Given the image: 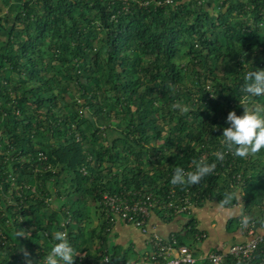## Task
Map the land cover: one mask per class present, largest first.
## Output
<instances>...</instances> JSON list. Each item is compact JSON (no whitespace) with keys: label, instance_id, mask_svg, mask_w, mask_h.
<instances>
[{"label":"trees","instance_id":"trees-1","mask_svg":"<svg viewBox=\"0 0 264 264\" xmlns=\"http://www.w3.org/2000/svg\"><path fill=\"white\" fill-rule=\"evenodd\" d=\"M155 1L0 0V264H23L22 248L44 264L58 231L74 264H132L110 245L105 193L151 195L171 218L163 205L227 192L225 208L241 201L264 222V150L214 156L230 111L264 108L243 92L264 69V0ZM201 160L212 174L171 184ZM238 175L242 198L230 188ZM198 234L192 219L171 237L192 249Z\"/></svg>","mask_w":264,"mask_h":264},{"label":"built area","instance_id":"built-area-1","mask_svg":"<svg viewBox=\"0 0 264 264\" xmlns=\"http://www.w3.org/2000/svg\"><path fill=\"white\" fill-rule=\"evenodd\" d=\"M172 3L173 0L155 1L158 6ZM243 184L242 177L238 175L234 177V182L230 185L234 194L241 198L244 196ZM158 204L159 201L151 195L131 192L122 195L105 193L100 201L102 211L111 224L114 225L117 221L124 222L138 228L143 234H150L149 218ZM240 204L243 206L241 201ZM194 205L196 204L192 202L191 197H181L178 204L170 202L162 208L172 210L174 215H190ZM242 216L248 217V214L241 211L239 216L238 229L244 237L243 242L211 253L206 258L198 259L192 249L178 246L173 237L163 238L150 234L149 244L152 249L147 259L154 264H264V222L260 224L248 217V226L242 227ZM205 237V234L199 233L197 239L203 240ZM97 264H111V262L108 257H105Z\"/></svg>","mask_w":264,"mask_h":264},{"label":"clouds","instance_id":"clouds-1","mask_svg":"<svg viewBox=\"0 0 264 264\" xmlns=\"http://www.w3.org/2000/svg\"><path fill=\"white\" fill-rule=\"evenodd\" d=\"M243 92L249 97H264V69L256 68L248 72L244 77ZM180 108L179 105H174ZM243 111L237 115L235 110L230 111L226 118L227 127L222 128V147L224 151H216L214 156L222 161L225 153L234 157L246 158L249 155L260 153L264 150V108L260 105L250 106L240 103ZM186 112V108L180 109ZM215 130V128H214ZM215 163H207L203 160L196 163L194 171H185L177 167L171 176L172 185H197L203 178L213 173ZM233 200L232 193H224V198L218 203L220 209H224ZM249 218L241 217L242 227H247ZM17 236H24L18 232ZM56 243L51 247L44 264H74V249L66 239L63 232L54 234ZM23 254V264H33L30 254L26 249H20Z\"/></svg>","mask_w":264,"mask_h":264},{"label":"crops","instance_id":"crops-1","mask_svg":"<svg viewBox=\"0 0 264 264\" xmlns=\"http://www.w3.org/2000/svg\"><path fill=\"white\" fill-rule=\"evenodd\" d=\"M240 201L231 208L220 209L216 201H207L201 205H194L190 215L181 214L163 218L152 212L149 218V232L163 238H170L185 229L186 224L194 219L196 230L205 234L203 240H191L189 243L196 258L203 259L209 254L226 249L227 247L244 241L239 229L229 228V223L241 214ZM97 224L96 217L94 218ZM150 234H143L138 228L117 221L109 235L110 245L120 246L134 254L133 263L154 264L148 261L151 253L149 244Z\"/></svg>","mask_w":264,"mask_h":264}]
</instances>
